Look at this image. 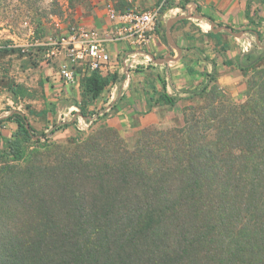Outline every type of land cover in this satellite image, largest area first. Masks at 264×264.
<instances>
[{
	"label": "trees",
	"instance_id": "obj_1",
	"mask_svg": "<svg viewBox=\"0 0 264 264\" xmlns=\"http://www.w3.org/2000/svg\"><path fill=\"white\" fill-rule=\"evenodd\" d=\"M212 81L188 92L190 98L218 90L210 88ZM118 82L97 72L83 77L74 121L43 133L27 115L11 111L0 125L14 122L18 128L8 150L0 147V161H23L30 141L47 140L72 125L89 130L86 107ZM160 101L177 103L164 94ZM233 114L235 123L229 124ZM237 114L203 113L205 133L189 125L156 130L159 140L138 143L133 152L116 145L100 156L87 153L12 173L0 188V264H244L248 253L254 263L264 254V231L241 224L250 209L244 201L250 174L262 170L257 161L263 158L264 107L254 110L252 123ZM211 129L214 140L207 139ZM250 184L260 188L253 178Z\"/></svg>",
	"mask_w": 264,
	"mask_h": 264
},
{
	"label": "crops",
	"instance_id": "obj_2",
	"mask_svg": "<svg viewBox=\"0 0 264 264\" xmlns=\"http://www.w3.org/2000/svg\"><path fill=\"white\" fill-rule=\"evenodd\" d=\"M197 9L199 14L196 13ZM183 16L186 18L174 22L167 34V23ZM205 17L213 22L206 21ZM213 24L216 29L228 27L242 35L238 37L225 31L216 33ZM111 26L105 22L95 30L105 34ZM257 33L260 34L259 38ZM149 38L143 44L134 38L109 45L112 63L108 76H117L120 87L116 97H111L105 91L98 100L86 107L90 125L97 120L104 121L127 139L145 128L165 129L180 125L182 106L190 99L188 92H195L209 84L210 78H213L210 88L215 86L232 95L242 92L246 66L257 64L264 68V58H260L264 52V0H189L185 9L172 8L166 11L161 27H155ZM258 41L261 46L256 45ZM171 44L181 50V55ZM136 49L140 50L138 63L133 73L126 78L123 76V60ZM55 55V67L50 72L49 85L56 89L46 93L44 102L30 101V109L21 98L0 93V119L11 111H20L28 116L31 124H34L33 120L37 122L40 127L36 130L40 133L46 132L51 125L48 123L50 115L58 118L61 112L62 121L66 122L63 115L74 121L82 104L81 85H67L60 79V68L69 66V63L64 55ZM146 55L153 59L152 62L145 59ZM199 56L209 62L200 60ZM154 58L165 61L155 62ZM163 94L177 99V103L166 105L160 101ZM117 99L119 102L114 106ZM97 107L105 109L98 119L92 113ZM17 128L14 122L1 124L0 140H11ZM69 128L78 132L73 125ZM78 133L84 134L85 131Z\"/></svg>",
	"mask_w": 264,
	"mask_h": 264
},
{
	"label": "rangeland",
	"instance_id": "obj_3",
	"mask_svg": "<svg viewBox=\"0 0 264 264\" xmlns=\"http://www.w3.org/2000/svg\"><path fill=\"white\" fill-rule=\"evenodd\" d=\"M159 1L0 0V93H8L21 98L28 109L32 107L30 101L44 102V96L56 89V87L50 88L49 84L50 72L55 67L53 61L56 57L55 54L60 55L58 52L53 54L57 42L74 32L95 30L105 22L112 25L108 27L107 31H109L115 26L109 18L110 9L117 12L145 11L152 9ZM16 49H21V52L7 51ZM82 79L83 76H80L75 86L78 83L81 85ZM242 87L243 91H239L237 95H232L221 89L216 91L211 89L202 96L190 98L182 106L183 115L180 125L165 129L145 128L135 135L127 137V139L122 138L116 129L108 126L104 121L97 120L91 124L90 129L85 131L84 134H79L68 128L70 130L58 132L47 140L41 139L39 142L32 140L25 147L26 155L23 161H0V188L2 187L1 183L6 181L12 173L31 165L54 166L63 158L72 159L87 153L100 156L102 150L114 151L116 145L118 147L124 146L130 152H133L138 143L159 140L158 134L155 133L156 130H185L189 125L194 132L205 133L206 123L202 114L206 112L215 111L218 114H224L227 111L229 113L237 112L238 116L243 113L246 122L252 123L255 115L254 110L264 107V68L256 64L246 70ZM79 89L82 92L81 86ZM57 97H60V95ZM104 110V107H97L93 109L92 113L98 119ZM60 115L61 112L58 114V118L54 117L55 115H50V121L48 122L51 124L50 126L64 123L60 119ZM63 120L70 122L71 119L63 115ZM33 123L32 125L38 130L40 126L35 120H33ZM234 123L235 115L233 114L229 124ZM207 136L208 140H214L216 131L211 129L207 132ZM10 141L0 140L2 150H8ZM261 156L263 158L257 161L260 164L258 167L262 169L261 172L257 177L250 174L251 177L246 185L249 193L245 195L244 201L250 209L244 215L241 225L252 227L255 223L263 232L264 145ZM252 178L258 183V186L260 185V188H254L250 184ZM246 234L249 235V231ZM244 239L247 240L246 237ZM249 256V253L244 255V264H251ZM257 256L259 259L254 263L252 262V264H259V262L264 264V254H258Z\"/></svg>",
	"mask_w": 264,
	"mask_h": 264
},
{
	"label": "built area",
	"instance_id": "obj_4",
	"mask_svg": "<svg viewBox=\"0 0 264 264\" xmlns=\"http://www.w3.org/2000/svg\"><path fill=\"white\" fill-rule=\"evenodd\" d=\"M172 2L171 5H167ZM186 0H160L150 10L137 11L131 10L127 12H117L110 9L109 18L112 20L113 28L111 31L103 34L99 30H82L69 34L62 38L53 49L63 54L68 61L69 66L60 68L59 77L65 84L74 85L80 76H90L97 72L101 76H108V70L112 63V56L109 52V45L124 41L137 39L142 44L149 41V34L154 31L156 24L161 21L165 12L176 8L185 9ZM128 53L123 60V76L129 78L133 73V69L138 63V53L140 50ZM148 62H152V58L145 56ZM120 85L112 84L106 91L111 97H116Z\"/></svg>",
	"mask_w": 264,
	"mask_h": 264
},
{
	"label": "water",
	"instance_id": "obj_5",
	"mask_svg": "<svg viewBox=\"0 0 264 264\" xmlns=\"http://www.w3.org/2000/svg\"><path fill=\"white\" fill-rule=\"evenodd\" d=\"M194 18H200V19H203L202 17L200 16H193ZM186 17L183 16V17H180V18H175V19H172L170 22L167 23V34L169 33V31L171 30L174 22H178L179 20L181 19H185ZM212 28H213V31L216 32V33H219V32H222V31H225L229 34H234L238 37H240L242 35V33H233L228 27H221V28H215V24L212 25ZM174 48H176L179 52V55H181V50H179L174 44H171ZM155 62H159V63H164L165 60H162V61H159V60H156L154 58Z\"/></svg>",
	"mask_w": 264,
	"mask_h": 264
}]
</instances>
